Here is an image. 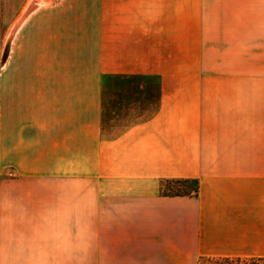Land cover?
<instances>
[{"label": "crops", "instance_id": "crops-1", "mask_svg": "<svg viewBox=\"0 0 264 264\" xmlns=\"http://www.w3.org/2000/svg\"><path fill=\"white\" fill-rule=\"evenodd\" d=\"M0 8L10 42L0 86V163L9 171L0 177V264H90L92 234L98 264L264 257V86L247 72L173 76L150 118L107 138L99 70L102 42H264L250 33L264 32V0ZM184 179L197 181L195 193H162L161 181ZM220 216L236 217L239 230L220 231ZM249 240L256 252H233Z\"/></svg>", "mask_w": 264, "mask_h": 264}, {"label": "rangeland", "instance_id": "rangeland-1", "mask_svg": "<svg viewBox=\"0 0 264 264\" xmlns=\"http://www.w3.org/2000/svg\"><path fill=\"white\" fill-rule=\"evenodd\" d=\"M1 4V0H0ZM1 16V8H0ZM252 36L264 34L263 31L250 32ZM3 26L0 19V86L1 69L3 61L7 57L10 42H2ZM253 39V37L251 38ZM99 70L101 71L102 102L107 111V119L104 124L107 138L125 129V126L135 121L150 118L156 111L157 104L154 98L145 103L144 111H137L126 119L115 123L112 110L109 108L112 99V83L110 75L137 74L141 80L159 88L151 90L153 96L159 97L160 89L176 85L177 79L173 76H190L198 71H234L247 72L254 85L264 86V42H102ZM182 74V75H176ZM144 92L134 96L139 101L145 98ZM117 114V113H116ZM0 119H1V89H0ZM1 122V121H0ZM7 169L2 170L0 163V177L8 176ZM162 193L164 195L187 194L197 187L194 179L163 180ZM218 196H226L225 191H217ZM226 210V208H225ZM217 228L222 231L227 225H234L237 229L236 217L230 218L227 224L222 216L217 219ZM257 251V240H249V245L234 249L235 254H247ZM90 264H98L96 235L91 236ZM200 264H212L206 258Z\"/></svg>", "mask_w": 264, "mask_h": 264}, {"label": "trees", "instance_id": "trees-1", "mask_svg": "<svg viewBox=\"0 0 264 264\" xmlns=\"http://www.w3.org/2000/svg\"><path fill=\"white\" fill-rule=\"evenodd\" d=\"M109 81L112 83V88L114 93H112V99L110 100L109 108L113 111V116L117 118H125L131 111H133L136 107L138 111L145 110V103H150L154 98L155 104H158V98L151 94L152 91H156L159 88L155 86H150L149 83L142 81L141 76L138 75H110L108 77ZM140 92H144L141 94L145 95L143 101H139L134 96L139 95ZM104 108V119H107V111L105 106ZM117 113V114H116ZM197 183V182H196ZM196 189L187 194H176V195H190L195 193ZM174 196V195H169ZM209 262L212 264H264V257H222V258H208Z\"/></svg>", "mask_w": 264, "mask_h": 264}, {"label": "bare ground", "instance_id": "bare-ground-1", "mask_svg": "<svg viewBox=\"0 0 264 264\" xmlns=\"http://www.w3.org/2000/svg\"><path fill=\"white\" fill-rule=\"evenodd\" d=\"M18 26V25H17Z\"/></svg>", "mask_w": 264, "mask_h": 264}]
</instances>
